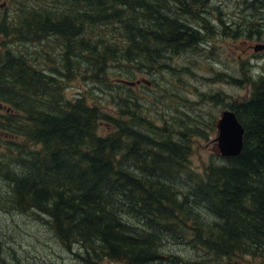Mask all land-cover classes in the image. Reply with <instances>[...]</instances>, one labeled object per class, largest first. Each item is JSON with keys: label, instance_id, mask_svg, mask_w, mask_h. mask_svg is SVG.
Instances as JSON below:
<instances>
[{"label": "trees", "instance_id": "trees-1", "mask_svg": "<svg viewBox=\"0 0 264 264\" xmlns=\"http://www.w3.org/2000/svg\"><path fill=\"white\" fill-rule=\"evenodd\" d=\"M209 2L0 0V132L7 135L0 175L10 185V209L44 215L67 250L81 246L85 262L180 263L165 254L169 241L229 259L264 247V77L230 106L244 130L239 154L200 172L189 166L199 134L187 120L155 124L127 96L117 99L115 118L85 96L62 95L64 78L103 79L110 62L169 67L164 59L203 40L205 26L181 16L195 18ZM258 4L264 8V0ZM248 7L259 12L253 2ZM53 38L61 41L62 69L52 73L11 46ZM101 121L113 130L100 134Z\"/></svg>", "mask_w": 264, "mask_h": 264}, {"label": "rangeland", "instance_id": "rangeland-1", "mask_svg": "<svg viewBox=\"0 0 264 264\" xmlns=\"http://www.w3.org/2000/svg\"><path fill=\"white\" fill-rule=\"evenodd\" d=\"M250 2L259 7V12L248 7ZM258 2L210 0V4L204 6L206 11L199 8V15L195 18L181 16L198 29L205 26L200 30L203 40L164 59L169 67L148 71L137 69L134 63L110 62L103 79L93 80L89 76L64 78L61 81L63 98L73 100L85 96L89 103L103 108L115 118L119 97L136 99L142 115L153 123L162 125L163 122L170 123L171 119L187 120L198 130L199 136H193L191 142V169L200 172L205 163L224 162V158L213 151L216 148L215 124L220 111L230 109L232 101L247 98L252 81L264 77V47L255 52L253 49L256 44L264 45V13L261 12L264 8ZM170 5L171 14L179 16L176 6ZM2 11L4 5L0 7ZM236 29L239 31L234 35ZM60 44L61 41L53 38L49 44L10 45L17 46L34 64L52 73L50 69L53 67L62 69L58 54ZM125 75L132 81L141 82L119 86L123 83L117 82L116 77ZM213 96L218 98L210 100ZM112 130L113 127L104 121L98 125V132L102 135ZM5 135L0 132V145L1 139L7 137ZM0 151H3L2 147ZM9 190L10 185L0 175V264H90L78 256L83 252L81 246L74 244L68 250L64 247L44 215L31 210L12 211ZM163 248L165 254L176 255L182 262L169 258V264H264V247L232 259L214 256L207 249L183 241H169ZM96 264L126 263L103 258Z\"/></svg>", "mask_w": 264, "mask_h": 264}, {"label": "water", "instance_id": "water-1", "mask_svg": "<svg viewBox=\"0 0 264 264\" xmlns=\"http://www.w3.org/2000/svg\"><path fill=\"white\" fill-rule=\"evenodd\" d=\"M257 45L255 50L263 48ZM217 134L215 137L216 151L222 156H236L242 148L243 127L237 120L234 111L225 109L220 112L216 123Z\"/></svg>", "mask_w": 264, "mask_h": 264}, {"label": "bare ground", "instance_id": "bare-ground-1", "mask_svg": "<svg viewBox=\"0 0 264 264\" xmlns=\"http://www.w3.org/2000/svg\"><path fill=\"white\" fill-rule=\"evenodd\" d=\"M242 145H243V141H242ZM224 157H229V156H224Z\"/></svg>", "mask_w": 264, "mask_h": 264}]
</instances>
